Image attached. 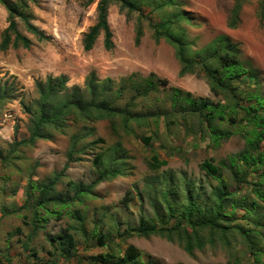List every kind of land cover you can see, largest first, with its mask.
<instances>
[{"label":"rangeland","instance_id":"374dc122","mask_svg":"<svg viewBox=\"0 0 264 264\" xmlns=\"http://www.w3.org/2000/svg\"><path fill=\"white\" fill-rule=\"evenodd\" d=\"M99 1L36 0L30 14L44 38L18 21L31 47L0 49V264H117L130 247L141 264H264V159L255 167L241 160L232 166L261 128L245 112L232 114L235 101L216 97L202 69L215 40L228 37L258 79L246 73L233 82L236 100L247 106L250 96L264 94V0H129L134 10L111 3L113 47L105 48L101 32L87 52L83 39L97 22ZM237 4L240 12L231 26ZM8 17L0 0V43ZM169 35L197 62L193 73L180 76ZM92 73L107 85L108 95L120 92L108 104L138 119L125 126L121 116L68 117L65 127H47L33 145L24 144L39 116L37 83L67 76L63 103L77 87L85 90ZM149 78L157 86L138 94ZM174 89L224 106L225 120L215 125L231 136L215 145L184 99L173 105L180 98ZM90 132L66 166L74 137ZM113 159L121 173L106 177L102 173ZM205 162L219 169L215 177L202 168ZM219 193L222 216L217 226H208ZM54 196L70 204L48 202ZM142 219L161 232L126 236ZM60 234L72 244L55 240Z\"/></svg>","mask_w":264,"mask_h":264},{"label":"trees","instance_id":"16d2710c","mask_svg":"<svg viewBox=\"0 0 264 264\" xmlns=\"http://www.w3.org/2000/svg\"><path fill=\"white\" fill-rule=\"evenodd\" d=\"M94 0H89V4H92ZM36 2V0H2V3L5 5L9 13V26L4 31L2 35V40L0 43V49L2 51H7L9 48H19L20 46L24 48H30L32 45L31 40L25 35L21 34L18 29V21H21L30 33L37 35L41 38H44V34L39 31V29L32 23L33 17L30 14V4ZM111 3H116L120 5V9L127 8L129 10L135 9V4L133 1L129 0H100L98 2L97 11L98 18L95 25H93L90 30L84 35L83 46L85 51H91L93 46L99 37L100 33L104 34V46L107 50L113 47L112 37L113 34L108 25V8ZM240 6L237 4L232 11L233 20H231L230 25L234 26L237 23L238 12ZM141 31L137 32L136 42L140 41ZM168 39L173 45L177 47V58L179 63L182 65L180 76L185 74L193 73L194 64L189 57H187V49L185 48L184 43L177 41V39L169 35ZM216 48L209 53H206L203 57L202 69L206 75L210 91L216 95V97L223 96L225 99L235 101L234 104L230 105L231 113H235L240 110L245 112V114L250 118V121L255 124L256 127L261 128L260 131H255L254 139H248L247 141V150L239 154V156L232 158V166L236 167L238 160L244 162L250 167H255L263 163L264 159V150H261L262 143L264 142V94L258 91L249 98L250 101H253L252 104L247 106L241 105L237 100V87L233 82H239L242 80L243 75L251 72L250 68L244 66L241 59V50L238 43L232 42L228 37H218L216 40ZM204 52V51H203ZM155 75H151L154 78ZM252 76L256 82L258 79L252 73L249 74ZM108 83H111L110 80H107ZM160 84L166 86L168 84L167 80L159 81ZM68 78L65 75L59 77H48L44 83H37V90L40 95L41 106L39 110V116L35 119V124L33 126L31 136L28 140L23 141L24 144L33 145L35 140L40 139L43 136V131L47 127H65V121L68 120V117L73 118H82V119H111L113 120L116 116H121L125 126L131 120H137L138 115L131 114L127 109L118 110L114 107H111L109 99L111 100L116 95H119L120 92H116L113 95H108L107 85H101L99 81L96 80L95 74L92 73L87 81L85 90L80 91V88L77 87L72 91V97L65 102H60L62 99V94L67 90ZM157 86V81L149 78L146 81L145 87L142 88V91L138 92L140 95H147L154 90ZM137 87V86H136ZM174 92L180 94V98L174 99L173 105L177 104L180 100L184 99L190 106L191 113H194L200 117L201 126L205 125V131H207L210 138L213 140L214 144L217 145L222 139H228L231 134L229 132L222 131L217 128L215 125V120L219 119L220 121L225 120L223 110L225 108L221 104L214 105L212 101L207 99H194L190 93H186L185 96H181L182 91L174 89ZM117 98V97H116ZM112 101V100H111ZM115 101V99H113ZM112 101V102H113ZM55 102H59L58 105L54 106ZM255 102V103H254ZM234 118V117H233ZM232 122H235V119H231ZM92 133H86L77 135L74 137L75 141L67 155L68 166L69 162H72L73 156L75 154L76 144L87 138L91 137ZM264 149V148H263ZM156 160V159H155ZM116 159L109 161V167L103 171V175L108 177H117L121 172L114 169L113 165ZM165 164L163 161L160 165ZM249 167V168H250ZM66 168V167H65ZM202 168L211 176L215 177L219 173V169L210 164L203 163ZM124 174V173H123ZM237 174V173H235ZM51 190V189H49ZM51 191H46L45 195L48 196ZM84 192V191H81ZM219 205L217 212L213 219L209 221L208 226H217L219 217H221L222 208H223V196L221 193L218 194ZM52 202L55 205L68 206L70 204L69 200L66 202L58 197H50L48 202ZM192 206V205H191ZM194 207V205H193ZM193 207L186 211V214H189ZM207 222L204 224L207 226ZM161 230H158L155 225L150 226L143 219L139 227L135 229H129L126 236L131 237L133 234L140 237H148L152 234H159ZM55 240H59L62 244L68 242L72 244V238L66 236L65 234H60L55 237ZM189 253L192 252L190 247L187 248ZM117 264H141L135 248L130 247L126 254L118 259Z\"/></svg>","mask_w":264,"mask_h":264}]
</instances>
